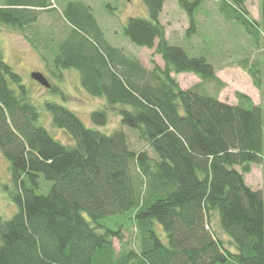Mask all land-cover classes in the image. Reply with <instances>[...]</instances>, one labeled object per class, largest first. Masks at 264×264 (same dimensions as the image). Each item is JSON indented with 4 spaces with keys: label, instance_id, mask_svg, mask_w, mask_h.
Instances as JSON below:
<instances>
[{
    "label": "trees",
    "instance_id": "trees-1",
    "mask_svg": "<svg viewBox=\"0 0 264 264\" xmlns=\"http://www.w3.org/2000/svg\"><path fill=\"white\" fill-rule=\"evenodd\" d=\"M141 1L149 18L130 17L123 33L154 51L153 68L112 45L82 1L68 2L63 12L69 27L55 65L75 69L82 88L106 101L91 114L94 126L105 127L114 113L153 155L132 150L122 129L105 134L70 109L46 103L52 125L73 143L55 139L39 125L31 91L0 47V152L10 164L18 208L9 219L0 211V264H264V194L246 183L253 165L264 163V107L242 93L234 105L205 91L202 83L224 84L204 57L168 41L160 20L167 0ZM214 1L262 46L264 67V0L260 22L250 18L249 0ZM179 4L190 19L186 33H197L200 0ZM54 5L0 0V28L25 31ZM240 65L260 88V69L247 59ZM183 73L201 84L182 89L174 76ZM41 176L51 183L47 194L38 193ZM127 213L134 214L140 250L117 253L121 229L105 220ZM214 218L236 252L212 229Z\"/></svg>",
    "mask_w": 264,
    "mask_h": 264
},
{
    "label": "rangeland",
    "instance_id": "rangeland-1",
    "mask_svg": "<svg viewBox=\"0 0 264 264\" xmlns=\"http://www.w3.org/2000/svg\"><path fill=\"white\" fill-rule=\"evenodd\" d=\"M52 1L57 9L50 13L42 12L38 22L27 27L25 31L0 28V47L5 61L10 63L30 89V98L41 113L39 125L45 127L55 139L64 144L73 143L67 133L52 125V114L47 110L46 103H56L76 113L88 127L105 134H112L122 129L128 136L132 150L139 152L146 149L153 155L152 150L139 138V133L121 126L120 117L114 113L110 114V120L105 127L94 126L91 114L106 106V101L92 97L82 88L80 74L75 69L60 70L55 65L60 44L69 27L64 21L63 12L68 2L82 1L92 9L106 39L112 45L123 48L128 55L136 56L145 67L153 68L151 60L154 51L134 45L123 33L130 17L149 18L146 6L141 0ZM179 1L165 2L161 20L168 32V41L182 47L190 57H204L214 67L217 76L224 84L221 87L214 83H202L203 89L212 96H218L221 101L234 105L238 103L237 93H242L249 96L255 105L264 107L262 46L255 47L243 26L221 15L218 11L219 3L214 0H200V6L196 10L193 8L198 31L188 35L186 31L190 27V19L187 11L181 8ZM246 7L250 18L260 22V0H249ZM246 59L260 69V88L240 65V61ZM154 60L160 67H164L160 56H154ZM33 72L43 73L55 87V91L33 80L31 76ZM174 77L182 89H191L201 84V79L194 73H183ZM203 89L200 91L203 92ZM246 183L253 190H261L264 194V163L253 165L251 173L246 175ZM40 186L38 193L47 194L51 183L41 176ZM14 194L10 164L0 152V211L4 219L11 218L18 210L12 197ZM133 218L134 214L127 213L111 216L105 220V225L110 229H121V241L118 238L114 239L117 253L140 250L139 235ZM211 227L224 240L226 247L236 252L235 246L230 243V238L220 230L216 218L212 221ZM156 231L163 240H167L164 229L158 224Z\"/></svg>",
    "mask_w": 264,
    "mask_h": 264
},
{
    "label": "water",
    "instance_id": "water-1",
    "mask_svg": "<svg viewBox=\"0 0 264 264\" xmlns=\"http://www.w3.org/2000/svg\"><path fill=\"white\" fill-rule=\"evenodd\" d=\"M33 80H35L36 82H38L39 84H41L43 87L47 88V89H51L52 85L50 84V82L48 81V79L45 77V75L41 72H33L31 74Z\"/></svg>",
    "mask_w": 264,
    "mask_h": 264
},
{
    "label": "crops",
    "instance_id": "crops-1",
    "mask_svg": "<svg viewBox=\"0 0 264 264\" xmlns=\"http://www.w3.org/2000/svg\"><path fill=\"white\" fill-rule=\"evenodd\" d=\"M167 1H168V0H167ZM166 3H167V2H166ZM166 3H165V4H166ZM161 19H162V14H161ZM161 19H160V20H161ZM161 22H162V20H161ZM162 24H163V22H162ZM163 25H164V24H163ZM166 34H167V37H168V32H167V30H166Z\"/></svg>",
    "mask_w": 264,
    "mask_h": 264
}]
</instances>
